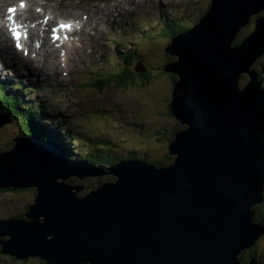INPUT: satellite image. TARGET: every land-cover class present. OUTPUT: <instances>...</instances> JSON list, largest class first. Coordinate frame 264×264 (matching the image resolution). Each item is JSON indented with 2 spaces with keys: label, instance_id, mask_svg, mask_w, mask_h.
<instances>
[{
  "label": "water",
  "instance_id": "95a60500",
  "mask_svg": "<svg viewBox=\"0 0 264 264\" xmlns=\"http://www.w3.org/2000/svg\"><path fill=\"white\" fill-rule=\"evenodd\" d=\"M262 10L264 0H213L167 46L178 56L163 68L178 77L172 115L185 126L169 148L173 163L95 166L37 136L16 137L0 155V188H34L37 198L31 221L0 229L2 253L46 264H245L264 235V221L254 222L264 201V89L250 68L264 53V17L234 42ZM104 175L115 178L85 196L67 183Z\"/></svg>",
  "mask_w": 264,
  "mask_h": 264
},
{
  "label": "rangeland",
  "instance_id": "374dc122",
  "mask_svg": "<svg viewBox=\"0 0 264 264\" xmlns=\"http://www.w3.org/2000/svg\"><path fill=\"white\" fill-rule=\"evenodd\" d=\"M31 1H35V0H31ZM39 1L41 2V5L43 4L44 6V2L42 0H39ZM55 1L57 2V0ZM74 1L78 5H81V3L85 2V1H81V3L79 4V2H77L76 0ZM135 1L139 4L133 8H130L131 18L127 19L130 23L129 25L126 26V28L123 31V33L125 34L123 36V38H125L124 41L126 40L131 41L132 39L135 38L134 35L136 33H139L137 30L133 31V27L136 25L137 22H139L142 19L147 20L150 18L158 17L159 14L157 12H154V9L161 8V15L163 14V19H165L164 15L168 13L167 5H166L167 3H171L175 7H178L184 4V8L187 9V13L185 17L182 18L180 21V23H183V21L187 19V22H188L187 27H185L183 31L180 32V34H184L188 31L189 19L194 20L195 18H197V12L204 14V12H206L207 9L210 10V8H208L209 7L208 5L210 4V2H213V0H135ZM110 2L111 4H113L112 6H114L115 5L114 3H116L117 0H100L97 3L96 8L89 14V17L91 19L96 18L99 15L97 9L100 8L101 5L103 6V8H108V4ZM174 3H181V4L175 5ZM51 4L52 6L50 7L55 8L54 3H51ZM66 4L61 9V13L63 17L66 16ZM262 16L264 17V15H261V14L255 16L251 20L249 25H246L245 27L242 28V33L251 35V33H253V31L256 28V25H257L256 20L262 18ZM125 23L126 22L123 21L124 25ZM172 27L174 28L176 27V25ZM169 32H170L169 37H171V33L173 32V30H169ZM159 34L160 32L156 34L155 36H147L144 39L142 38L141 43L134 44L137 47L140 45V48H143L141 52L149 53L150 58L146 59L148 62L147 63L148 65H146L145 69L147 70V67H150L151 72L153 71L152 81L149 83L147 82L144 86L143 85L131 86L132 88L130 87L128 88V90L124 92L125 96H123L124 93H121V91H119V88L109 89L110 86L112 87L115 86L114 84L106 85L105 87L108 90H106L103 93H100L97 91V97L93 100V103H91V106L96 111L99 110L100 108L108 109L107 116L105 117V119H103L104 129L101 133L114 134L116 137L123 138L125 142L123 143L118 140H113L111 139V137L106 136L105 140H107L108 143H110L112 146L117 144L118 146L116 149L118 150L122 149L125 151V149H127L129 151H133L136 149L137 152L141 155L149 154L150 156V154H153L154 157L150 156L149 160L155 159V160L164 162L166 160V156L169 157L170 155V149H169L171 145L170 141L172 139L173 133H175L176 131L174 126L175 124H178V119L169 117L168 108L172 101L175 81L172 79L171 74L168 72H165L163 68L167 64L176 62L178 60V56L177 55L172 56L169 53H166V48H167V45H169V43L165 44L164 37L160 36ZM169 37L166 38L167 41ZM90 46L91 45L89 46L82 45V46H79V48H83V47L89 48ZM120 48L121 50L123 49V47H120ZM137 52H138V49H137ZM112 53H119V52L112 51ZM80 55H82V53ZM115 57L117 59H114V62L112 63V68L121 64L120 55H116ZM14 62L17 63L15 67L18 69L21 67L25 69L29 67V64L23 62V57H20L17 54L14 58ZM39 62L41 64V61ZM136 62L137 60L133 62V67L136 66L138 69H142L143 68L142 64L136 63ZM81 65H83V62L77 59L71 61L70 63L72 71L76 73H77V69ZM252 66L253 64L250 66V68ZM263 66H264V58L261 59L260 64L258 66L259 72H260V68ZM133 67L130 66V68H133ZM33 70H34V67H33ZM13 72L14 71L11 70L10 72L7 73V75L14 74ZM21 72L22 71L17 72L19 73V75L17 76H20ZM262 73H264V69L262 70ZM262 73L260 74L264 79V75ZM108 74L110 73L106 72L105 75L107 76ZM242 76H244V81H242V83L244 85H247L250 82V76L247 73L242 74ZM4 77L0 76V81H3L5 79ZM26 78H27L26 76L20 77L18 78V81H14V83H21V84L27 83L28 84V88L26 92H27V96L31 98V102H29V100L27 99L26 100L27 103L25 104L24 108L29 110L34 104H38V103L42 104L43 103L42 100H46L48 96L47 93L39 92L38 88L48 78V76L45 75L39 81L34 82V85H32L33 84L32 81L31 82L26 81ZM262 82L264 83V80H262ZM85 88L86 87H84L83 84L79 85L80 94L84 93ZM4 89L5 91H8L7 88H4ZM58 91H61V88H58ZM94 91L95 90H93L92 93H94ZM119 95H122V97L116 98ZM57 100H63V99L56 98L54 100H51L49 103L50 110L56 111L57 113H60V112H62L63 114L66 113V105H67V109H70L69 103L66 102V105H65V101L57 102ZM71 109L75 110L72 107ZM5 111L6 110L3 108L2 112L5 113ZM0 112H1V108H0ZM128 112H130L131 116L130 118L125 119L124 115ZM0 118H5V117L0 116ZM13 120L14 121L12 123H8L9 125H6L3 129H1L2 126H0V130H1L0 131V150L5 149V152L3 153L12 151L15 146V141H13V139L16 138V134L19 132L18 126L20 125L21 122H19V120L16 118H14ZM128 122H136L139 125L143 124V127L140 130L137 128L126 129ZM98 126H100V124L95 123L92 126V128H95ZM97 130L101 131V128L99 127ZM181 130L177 131L176 134H178ZM157 131L163 132L162 134L164 137V139H162L160 136L159 143H156L159 138ZM176 134H175L174 140L176 139ZM66 146L70 147L73 145L72 143H69L68 141ZM125 146H128V147L126 148ZM143 146H145L146 148H143ZM170 156L172 159L171 163H173V159L177 157L175 154H172ZM114 178L115 177L112 175H104L101 177L90 176V177L84 178L83 180L73 177L67 180V183L73 187L84 186V189L79 193V196H85L90 191V187H92L91 190L92 189L96 190L101 185V184L98 185V183L102 181L104 182L113 181ZM99 179H101L100 182H99ZM2 189L4 188H0V190ZM30 190L32 192L25 193V194L14 193L10 191L2 192V194H0V217L4 218L5 220H11V219H20L26 214H28L30 210L29 207L33 205L34 203H36L35 200L37 197L35 195V192H37V190L34 188H31ZM260 207L261 206H257V208H260ZM25 219L27 221L30 220L28 217H25ZM258 244L260 246L259 249L262 252L261 256L264 258V253H263L264 252V238L260 240ZM0 264H38V259L28 257L26 259L20 258V259L14 260L12 258H9V260L5 263L1 261V258H0Z\"/></svg>",
  "mask_w": 264,
  "mask_h": 264
},
{
  "label": "trees",
  "instance_id": "16d2710c",
  "mask_svg": "<svg viewBox=\"0 0 264 264\" xmlns=\"http://www.w3.org/2000/svg\"><path fill=\"white\" fill-rule=\"evenodd\" d=\"M211 7H212V4L210 5V8ZM176 28H177V30H176ZM180 29H181V26L176 25V27L174 29L172 27V25H169L166 29V32L169 30H174L171 33V36L173 37L177 34V32L180 31ZM166 32H164V33H166ZM247 36H248V34H244L241 32L237 36V38L235 39L234 44L237 45V44L242 43V41ZM172 37H170L169 39H171ZM262 57H264V55ZM127 61H128V64L133 67V62H134L133 57L132 58L129 57ZM134 68H128V67H125V68L122 67L120 69L117 68L113 71L108 72L110 74H108L107 76L106 75L103 76L101 74H98L97 76L93 77V81H94L93 83L94 84H92L91 86L98 89L99 91H101V90H103V88L106 85L114 84L115 86H113V87L110 86V88H119V90H128V88H130L131 86H141V85L144 86L147 82L149 83L152 81L153 71L151 72L150 67H147V70L143 71V72L142 71L136 72V70ZM262 74L264 75V73H262ZM99 76H100V78H99ZM171 77L175 82L178 79V77L175 74H171ZM261 79L264 80L262 76H261ZM242 81H244V76H242L240 79L241 87L244 85L242 83ZM4 88L8 89V87H6V83L0 84V108H4L6 110L5 113L12 115L14 118L18 119L19 122H21L19 127H18L19 132L17 133V135H18L17 137H31L30 135H33V136H40V137L45 138L46 140L48 139L49 141H52L54 136L52 135L51 132L48 131V129L45 125L41 124V122H43L44 120L41 116H38L37 111H35V109L27 110L26 108H24L25 101H22L21 99L15 98L13 95H7L5 93ZM263 88H264V86H263ZM171 103H172V101H171ZM168 110H169V117L175 118L172 115L171 104H170ZM174 127H175L176 131H175V133H173L171 141L169 140L170 143H172V141H174L175 134L177 133V131L184 129L181 126L180 121H178V124H175ZM162 133L163 132H159V138L158 139H160V136L162 139H164ZM109 145H111V144H106L104 142V140L102 139V136L95 137V138L92 137V138L88 139L86 141V143L83 145L81 157L85 158L86 160H89L90 162H92L94 164H104L107 166L115 165L118 162H128L130 160H147L148 163H150V164L154 163L159 167L169 165L172 162L170 155H169V157L166 156V160L164 162H161V161L155 160V159L149 160L150 156L154 157L153 154H150L148 159H146L148 157L147 155H146V158L142 159L139 156V154H137L136 152H133V151L129 152L128 151L127 154L121 153L116 148H115V150H113L112 147ZM60 148L65 153L68 152L65 147L60 146ZM74 149L75 148L72 149V153L74 152ZM3 150H5V149H3ZM3 150H2V152H3ZM114 151H116L117 153H114ZM86 153H88V154H86ZM2 154L3 153H0V155H2ZM100 181H101V179H99V182ZM105 182H108V181H105ZM105 182L102 181V182L98 183V185L103 184ZM91 188L92 187H90V190H91ZM5 191H10V192H14V193H22V194L32 192L29 188H27V189H24V188L23 189L8 188V190H7V188H4V189L0 190V194H2V192H5ZM35 195L37 196V192H35ZM33 205H31V206H33ZM25 217H26V215L23 216V219ZM254 220L257 222L264 221V206H261L260 208H256ZM259 247H260L259 244H257L255 247L246 250L242 254L243 262L245 264H248L252 259H255L258 263L264 264V258L261 256L262 252L260 251ZM2 252H3V250H1V246H0L1 261L6 263L9 260V258L17 260V258L11 257L7 254H3ZM37 259H38V264H46L45 261L41 260L40 258H37Z\"/></svg>",
  "mask_w": 264,
  "mask_h": 264
},
{
  "label": "bare ground",
  "instance_id": "6f19581e",
  "mask_svg": "<svg viewBox=\"0 0 264 264\" xmlns=\"http://www.w3.org/2000/svg\"><path fill=\"white\" fill-rule=\"evenodd\" d=\"M259 14H261V15H264V10H262V11H260V12H258L256 15H254V16H252L251 17V19H250V22H251V20L255 17V16H257V15H259ZM263 17V16H262ZM176 25V24H175ZM176 30H177V28H176ZM250 33V32H249ZM252 34V33H251ZM120 48V47H119ZM119 53L121 54L122 52L121 51H119ZM144 64H142V66H143ZM49 83H51V79H50V82ZM185 127V126H184ZM187 128V127H186ZM189 129V128H188ZM42 139H44V140H46L45 138H42ZM172 142H174V141H172ZM86 154H88V153H86ZM261 206H264V201H263V203L261 204ZM254 222L255 223H260V222H257V221H255L254 220ZM264 238V235L263 236H261L259 239H258V241H257V243L253 246V247H255L257 244H258V242L260 241V240H262ZM253 247H251V248H253ZM250 249V248H249ZM13 257V256H12Z\"/></svg>",
  "mask_w": 264,
  "mask_h": 264
},
{
  "label": "snow or ice",
  "instance_id": "6c2138e0",
  "mask_svg": "<svg viewBox=\"0 0 264 264\" xmlns=\"http://www.w3.org/2000/svg\"><path fill=\"white\" fill-rule=\"evenodd\" d=\"M61 27H63V28H70L71 27V25H61ZM16 38L17 39H19V33H16ZM19 46V45H18Z\"/></svg>",
  "mask_w": 264,
  "mask_h": 264
}]
</instances>
